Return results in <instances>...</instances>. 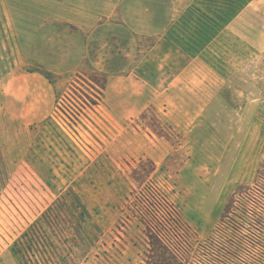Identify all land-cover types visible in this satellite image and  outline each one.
I'll use <instances>...</instances> for the list:
<instances>
[{
    "label": "rangeland",
    "instance_id": "rangeland-1",
    "mask_svg": "<svg viewBox=\"0 0 264 264\" xmlns=\"http://www.w3.org/2000/svg\"><path fill=\"white\" fill-rule=\"evenodd\" d=\"M101 6L0 0V264H264V0Z\"/></svg>",
    "mask_w": 264,
    "mask_h": 264
},
{
    "label": "crops",
    "instance_id": "crops-1",
    "mask_svg": "<svg viewBox=\"0 0 264 264\" xmlns=\"http://www.w3.org/2000/svg\"><path fill=\"white\" fill-rule=\"evenodd\" d=\"M102 2L101 8H88L91 12L101 15V16H107L112 17L114 15H119V3H121L122 0H100ZM112 4L111 6L108 4ZM156 45V44H155Z\"/></svg>",
    "mask_w": 264,
    "mask_h": 264
}]
</instances>
